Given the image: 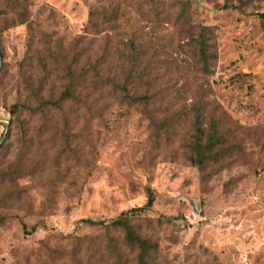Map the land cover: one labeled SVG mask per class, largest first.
I'll return each mask as SVG.
<instances>
[{
  "label": "rangeland",
  "instance_id": "1",
  "mask_svg": "<svg viewBox=\"0 0 264 264\" xmlns=\"http://www.w3.org/2000/svg\"><path fill=\"white\" fill-rule=\"evenodd\" d=\"M189 1L180 27L145 0H0V264H136L122 231L80 220L140 207L147 188L152 208L132 222L158 246L151 264H264V0ZM199 24L212 28L207 122L242 144L203 172L183 111L204 80L186 46ZM131 39L147 75L128 92L146 105L93 85L133 68ZM70 75L74 98L59 101Z\"/></svg>",
  "mask_w": 264,
  "mask_h": 264
},
{
  "label": "trees",
  "instance_id": "2",
  "mask_svg": "<svg viewBox=\"0 0 264 264\" xmlns=\"http://www.w3.org/2000/svg\"><path fill=\"white\" fill-rule=\"evenodd\" d=\"M150 8L154 11V14L159 15L168 10L173 12L174 20L173 26L183 27L188 20L190 11V1L189 0H145ZM239 4H244V0H237ZM225 8L235 7L231 0H226L223 5ZM99 12L97 10L90 13L89 24L91 27H96V22L93 20L94 17L98 16ZM260 16L264 18V11L260 13ZM188 33V41L186 46L191 49L196 64L198 65V72L202 76V83L198 85L197 92L200 93L198 100L190 104V106H185L183 109L184 113L192 114L194 121L192 125V133L190 139L186 144L187 152H189V161L192 165L196 166L200 171H204L209 164H216L228 156L230 151H241L242 144L229 141L230 136L225 134V131L220 128L219 122L214 120L213 117L209 118L207 122L206 107L209 105L206 99V83L205 77L210 73L211 61L214 58L212 52V28L206 25H192L186 29ZM130 47L132 48V54L129 56V62L133 68H130L123 78L113 77V78H100L97 73H94L93 85L95 89H100V84L110 86L112 92H122L123 99L131 100L133 102H140L143 105L148 104L151 99L150 95H130L128 92V84H133L134 82H142L145 78L146 71L145 68H139V62L144 52L143 40L134 41L131 39ZM1 57V55H0ZM123 74V73H122ZM75 75H70V82L66 89L61 93L60 100L74 98L75 84L72 79ZM151 80L147 81L150 85ZM57 101H45L43 106L47 107L51 105L52 107H60ZM18 105H13L9 113L14 115L18 109ZM149 119L153 121L150 116L149 111L146 110ZM209 116V115H208ZM155 200V194L152 189L147 188V200L144 205L140 207H135L130 209L128 212L121 213L118 217L106 222L105 220H92V219H81L80 223L87 226H98L106 231L120 230L124 235V244L131 251L136 252V264H151L153 261V256L157 252L158 246L156 243L151 242L150 239L141 236L136 231V226L132 222V219L140 216L143 212L148 211L152 208L153 202ZM35 230V226L32 227V231ZM106 250L111 254L116 255L121 258L122 250L118 248L117 243L114 239H110L107 242Z\"/></svg>",
  "mask_w": 264,
  "mask_h": 264
}]
</instances>
